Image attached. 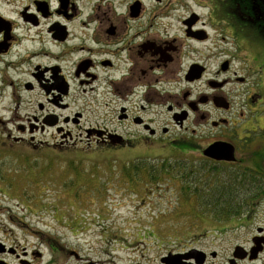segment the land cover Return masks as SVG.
I'll return each mask as SVG.
<instances>
[{"label":"flooded vegetation","instance_id":"obj_1","mask_svg":"<svg viewBox=\"0 0 264 264\" xmlns=\"http://www.w3.org/2000/svg\"><path fill=\"white\" fill-rule=\"evenodd\" d=\"M179 9L189 12L177 19ZM26 94L39 97L36 112L21 117L14 108L16 135L0 139L4 149L19 145L28 157L100 150L129 160L198 153L257 171V195L231 223L247 226L259 214L264 159L261 169L252 156L264 153V0H0V99L19 107ZM88 111L115 117L127 132L86 128L85 141L71 128L80 130ZM220 142L234 146L235 161L204 155ZM48 245L55 257L72 253ZM260 246L257 226L248 254L233 264H259L250 251ZM1 252L31 264L18 246L0 244Z\"/></svg>","mask_w":264,"mask_h":264},{"label":"rangeland","instance_id":"obj_2","mask_svg":"<svg viewBox=\"0 0 264 264\" xmlns=\"http://www.w3.org/2000/svg\"><path fill=\"white\" fill-rule=\"evenodd\" d=\"M188 12L179 9L177 19ZM28 96L19 107L9 95L0 99L1 140L11 131L16 135V124L10 121L14 108L21 117L36 112L39 97L30 102ZM80 124V130L71 129L75 135L82 132L85 141L86 128L128 130L115 117L96 119L89 111ZM52 132L44 137L51 140ZM17 147L11 152L0 145V244L18 246L19 254L27 252L21 258L31 264H163L162 258L170 252L193 249L207 253L204 264H226L237 245L248 251L257 226L264 227V202L250 225L242 221H236V227L231 222L218 224L209 216H195L181 196L179 180L166 177L161 185H149L150 189L130 181L120 170V162L128 160L121 153L49 152L47 157H28L26 148ZM153 154L155 160L169 155L164 151ZM179 156L197 166L203 158L194 152L173 153L171 161ZM35 231L49 234L72 253L55 257L50 243ZM0 260L19 264L11 253L1 252ZM258 263L264 264V249ZM237 264L247 262L240 259Z\"/></svg>","mask_w":264,"mask_h":264},{"label":"trees","instance_id":"obj_3","mask_svg":"<svg viewBox=\"0 0 264 264\" xmlns=\"http://www.w3.org/2000/svg\"><path fill=\"white\" fill-rule=\"evenodd\" d=\"M100 152L102 151L98 150L96 154ZM170 157L167 155L160 160L151 157L128 159L126 162H120L123 166L120 170L130 181L144 183L149 189L153 185L155 187L161 185L160 181L167 179L166 177L168 181L179 180L181 196L191 205L195 216H209L221 225L232 222L235 216L239 219L245 211L246 203L257 195L256 189L260 186L256 187V184L250 181L261 176L251 168L235 169L233 165H222L205 158L199 160L197 166L193 160L186 159L187 157L179 156L174 161H171ZM252 158L257 167L262 169L264 153L253 155ZM129 163L134 166L127 165ZM146 165L150 166L146 167ZM35 233L41 235L50 244L59 243L49 234L41 231Z\"/></svg>","mask_w":264,"mask_h":264},{"label":"water","instance_id":"obj_4","mask_svg":"<svg viewBox=\"0 0 264 264\" xmlns=\"http://www.w3.org/2000/svg\"><path fill=\"white\" fill-rule=\"evenodd\" d=\"M204 155L208 157H212L217 160H225V161H235V148L233 145L229 143H215L209 146L207 149L204 150ZM264 167V163H263ZM263 251V247H254L250 252V259H257L259 253ZM245 252V253H244ZM248 252L244 250L243 247L238 246L235 249L234 257L231 260V264L236 261L238 258H244ZM206 252L193 249L187 253H172L170 252L167 256L163 258L165 264H187L188 259L193 258L196 264H204L206 261ZM215 256V253L212 254ZM0 264H7L4 261L0 260Z\"/></svg>","mask_w":264,"mask_h":264}]
</instances>
